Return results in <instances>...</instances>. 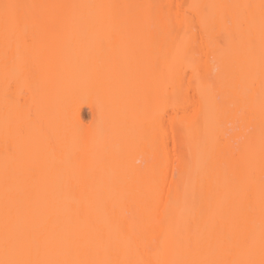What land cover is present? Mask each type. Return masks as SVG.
Listing matches in <instances>:
<instances>
[{"label":"bare ground","instance_id":"6f19581e","mask_svg":"<svg viewBox=\"0 0 264 264\" xmlns=\"http://www.w3.org/2000/svg\"><path fill=\"white\" fill-rule=\"evenodd\" d=\"M0 264H264V0H0Z\"/></svg>","mask_w":264,"mask_h":264},{"label":"rangeland","instance_id":"374dc122","mask_svg":"<svg viewBox=\"0 0 264 264\" xmlns=\"http://www.w3.org/2000/svg\"><path fill=\"white\" fill-rule=\"evenodd\" d=\"M86 110V116H87V118L89 117V115H90V110L87 108V109H85Z\"/></svg>","mask_w":264,"mask_h":264},{"label":"snow or ice","instance_id":"6c2138e0","mask_svg":"<svg viewBox=\"0 0 264 264\" xmlns=\"http://www.w3.org/2000/svg\"><path fill=\"white\" fill-rule=\"evenodd\" d=\"M5 7L7 8V7H9V6L6 5Z\"/></svg>","mask_w":264,"mask_h":264}]
</instances>
